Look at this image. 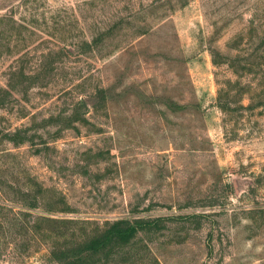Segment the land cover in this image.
<instances>
[{
    "label": "rangeland",
    "instance_id": "374dc122",
    "mask_svg": "<svg viewBox=\"0 0 264 264\" xmlns=\"http://www.w3.org/2000/svg\"><path fill=\"white\" fill-rule=\"evenodd\" d=\"M68 218L136 226L107 264H264V0H0V264Z\"/></svg>",
    "mask_w": 264,
    "mask_h": 264
},
{
    "label": "trees",
    "instance_id": "16d2710c",
    "mask_svg": "<svg viewBox=\"0 0 264 264\" xmlns=\"http://www.w3.org/2000/svg\"><path fill=\"white\" fill-rule=\"evenodd\" d=\"M6 81L7 87H16L14 78L9 77ZM64 223L70 225L68 236L62 246L56 244L50 251L51 258L58 264H107L116 250L137 231L136 226L126 220L114 221L102 230L95 226L84 228L82 225L89 223L86 220L68 218Z\"/></svg>",
    "mask_w": 264,
    "mask_h": 264
}]
</instances>
